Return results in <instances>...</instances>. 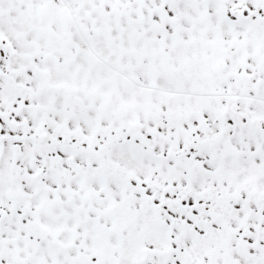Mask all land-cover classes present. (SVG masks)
<instances>
[{"label": "snow or ice", "instance_id": "6c2138e0", "mask_svg": "<svg viewBox=\"0 0 264 264\" xmlns=\"http://www.w3.org/2000/svg\"><path fill=\"white\" fill-rule=\"evenodd\" d=\"M0 264H264V0H0Z\"/></svg>", "mask_w": 264, "mask_h": 264}]
</instances>
